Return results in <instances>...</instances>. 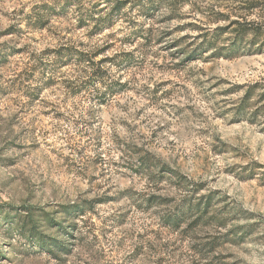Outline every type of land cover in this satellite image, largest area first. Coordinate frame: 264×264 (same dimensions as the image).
Returning <instances> with one entry per match:
<instances>
[{"label":"rangeland","instance_id":"obj_1","mask_svg":"<svg viewBox=\"0 0 264 264\" xmlns=\"http://www.w3.org/2000/svg\"><path fill=\"white\" fill-rule=\"evenodd\" d=\"M123 1L102 31L65 0H0V264H264V0ZM233 42L263 50L218 56ZM61 46L121 89L47 71Z\"/></svg>","mask_w":264,"mask_h":264},{"label":"trees","instance_id":"obj_2","mask_svg":"<svg viewBox=\"0 0 264 264\" xmlns=\"http://www.w3.org/2000/svg\"><path fill=\"white\" fill-rule=\"evenodd\" d=\"M145 1H147V3L145 4L141 3L142 4L141 8L142 9L144 8L145 12L146 13L148 12V14H150L151 9L155 10L158 7H161L163 0H145ZM184 1H189V0H184ZM103 3L105 4V6L100 7ZM112 3L113 4L115 3L112 9L113 11L112 13H114L115 11V14L110 13V14H107L106 17H103L98 14L101 11L105 10V7H107L108 5ZM85 4H86V0H65L62 10L67 9V8H72V7H76L75 9H79V8L84 9V10L86 9L84 11V14L81 15L82 22L85 21L84 23H88L90 19H93V21L95 22L96 28L103 31L104 29L108 28V26L111 24V22L113 21V17L117 16L119 13L122 12V10L124 9V5H126V2H124L123 0H98L97 2H92L91 9H87ZM259 6H261L260 0H252V4L250 3L247 9L249 11L255 10ZM97 14L98 16L96 17L95 15ZM231 23L236 24L237 26L241 27V29L237 30V34L239 36H242V38L250 34L256 36L258 35V33H262L261 32L262 27L264 26V25L261 26L259 23H256L246 17H244L243 22H239V20H236V21L234 20ZM259 27H261V29ZM207 37H205L200 43V45L197 46L196 52H199L200 50H203V49H206L204 51L207 52L213 49L214 47L213 38L212 37L207 38ZM253 43H252L253 44L252 48H249L247 46L245 47L237 46L236 42H233L231 45L223 46V48H221V51L217 54L218 56L220 55V57L235 58V57L244 55L245 53H249L252 51H261V49L263 50V47L261 46L262 44L259 45V47H262V48L256 49L255 46L257 43L255 42ZM245 49H249V50H245ZM53 53L55 56L51 60V63L46 64V66L48 67L47 71L53 73V72L58 71L59 69L58 67L61 68L62 66H66L69 64L75 65V66H82L83 71L85 72V76H84V79H80L78 81V83L80 82L79 84L80 87L85 86V84H87L88 82L96 84L97 82L102 81L103 83H105V85L107 84V81L105 78V74H107V71L101 68L100 65L102 61L97 62L95 60L96 55L88 51L80 50L78 48L71 47V46H61L60 48L53 50ZM48 65H51V66H48ZM109 83L110 84L109 85L107 84L106 87L110 86L111 95H114L115 91H118L123 86L122 83H119V85L117 86L118 88H116L115 90V81L112 80ZM106 94H107L106 92L103 93L104 96H106ZM100 100L102 99L100 98ZM185 209H186L185 207L181 208L180 214H176L174 217L169 218L168 220L169 224L175 225V226L179 225L183 216L187 215V213H189L194 208L189 206L187 210ZM29 233H30L31 239H38V243H40L41 247L47 248V245H54L57 248L63 247L62 245H58V244L55 245V244L50 243V240H45L41 235H39L35 231L34 226L30 228Z\"/></svg>","mask_w":264,"mask_h":264}]
</instances>
